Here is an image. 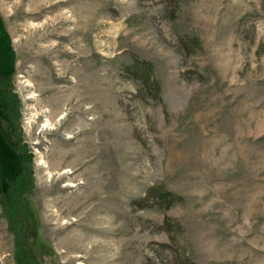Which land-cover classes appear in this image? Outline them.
I'll return each instance as SVG.
<instances>
[{
    "label": "rangeland",
    "instance_id": "obj_1",
    "mask_svg": "<svg viewBox=\"0 0 264 264\" xmlns=\"http://www.w3.org/2000/svg\"><path fill=\"white\" fill-rule=\"evenodd\" d=\"M0 124V264H264V0H0Z\"/></svg>",
    "mask_w": 264,
    "mask_h": 264
},
{
    "label": "trees",
    "instance_id": "obj_2",
    "mask_svg": "<svg viewBox=\"0 0 264 264\" xmlns=\"http://www.w3.org/2000/svg\"><path fill=\"white\" fill-rule=\"evenodd\" d=\"M145 62H147V61H145ZM137 64L138 63H136V65L134 66L135 68L138 67ZM147 64H148V67H149L148 68V74L150 75V77H153L152 64L149 63V62H147ZM145 81H147V84H150V83H148L149 81L147 79ZM153 84H155V86H156L154 88V90L159 93V88H160L159 82L157 80H154ZM11 98L12 99H9V104L10 105L6 104L4 110H5V113H6L7 116L9 115V117H12V118H9L11 120V122H12V121L15 120L16 114H18V110H19L18 107L19 106H18V100H17L16 95H15V100H14L13 97H11ZM0 130H1V124H0ZM10 145L9 146L12 148V151H14L15 154H18L19 158L22 157L24 159V157L27 156V154H25V152H23V151L21 152L22 149L18 150V148L13 146L12 143H10ZM30 156H31V154H30ZM20 163L23 164L21 161H20ZM164 194H165V196H167V195H170L171 193L170 192H165ZM15 209H13V212H12V215H11V226L10 227H11V230L16 235V241L15 242H16V246H17L16 247V252H17V256H18V261L17 262H18V264H39L37 261L34 260L33 257H31L29 245L24 240V233H23L24 219H23V215H21V213H18V211H16ZM11 211H12V209H11ZM187 259L190 262V264H197L194 261H192L190 258H187ZM150 264H152V263H150Z\"/></svg>",
    "mask_w": 264,
    "mask_h": 264
},
{
    "label": "bare ground",
    "instance_id": "obj_3",
    "mask_svg": "<svg viewBox=\"0 0 264 264\" xmlns=\"http://www.w3.org/2000/svg\"><path fill=\"white\" fill-rule=\"evenodd\" d=\"M88 111H90V109L86 110V112H88ZM70 156L72 157L73 155H71L70 153H67V154H65L63 152L59 153V156H57L58 160H57V163L55 164V168H57V169L62 168L64 173L72 175V174H75L77 172V169L73 170V169H75L74 167L82 166L85 163L91 161L90 159L87 160L91 156L90 153H87V154L81 156L80 159L77 157L78 160L76 162H71L69 160ZM67 163H68V165H65ZM79 168H81V167H79ZM69 185H71V187H75V184H73V183L72 184L70 183ZM80 264H82V263H80Z\"/></svg>",
    "mask_w": 264,
    "mask_h": 264
}]
</instances>
